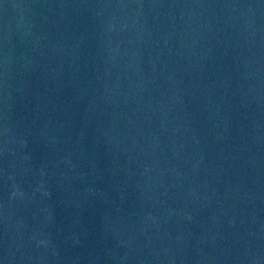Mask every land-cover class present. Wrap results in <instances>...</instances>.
I'll return each mask as SVG.
<instances>
[{"label": "water", "instance_id": "obj_1", "mask_svg": "<svg viewBox=\"0 0 264 264\" xmlns=\"http://www.w3.org/2000/svg\"><path fill=\"white\" fill-rule=\"evenodd\" d=\"M0 264H264V0H0Z\"/></svg>", "mask_w": 264, "mask_h": 264}]
</instances>
